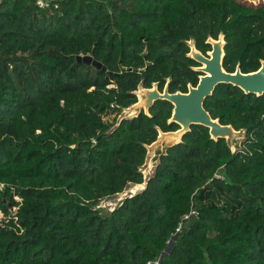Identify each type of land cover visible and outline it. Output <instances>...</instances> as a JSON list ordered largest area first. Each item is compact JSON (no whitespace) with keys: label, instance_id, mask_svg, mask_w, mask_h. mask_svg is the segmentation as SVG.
Listing matches in <instances>:
<instances>
[{"label":"trees","instance_id":"trees-1","mask_svg":"<svg viewBox=\"0 0 264 264\" xmlns=\"http://www.w3.org/2000/svg\"><path fill=\"white\" fill-rule=\"evenodd\" d=\"M221 34L224 69L258 71L264 0H0V264H264V95L218 86L204 107L246 131L240 150L193 126L145 191L99 208L144 184L157 128L180 129L167 101L117 127L134 92H187V43Z\"/></svg>","mask_w":264,"mask_h":264},{"label":"water","instance_id":"water-1","mask_svg":"<svg viewBox=\"0 0 264 264\" xmlns=\"http://www.w3.org/2000/svg\"><path fill=\"white\" fill-rule=\"evenodd\" d=\"M208 44H211L213 51L209 54V58L203 56L195 47V42L192 40L187 43L191 49L188 57H191L197 63L204 65V68H195L196 72L203 75L197 87L189 86L188 93H170L169 85L171 79L168 80L167 86L163 93L158 90V85L154 84L152 89H145L142 84L139 85L135 95L138 102L133 106L126 108L118 118L117 127L125 121H131L138 118L143 112L145 115H150V110L158 101H167L174 107L172 117L169 120V125L177 124L180 129L174 132H163L158 130L157 140L151 145H146L147 156L145 164L141 168L144 175V188L139 190L142 193L148 187L150 180L156 175L157 170L162 162L163 157L168 155V152L183 143L184 137L191 132L193 126H202L209 130L212 140L218 141L224 139L227 142L232 154H236L240 150L241 143L246 139V131H236L230 125H222L219 120H214L210 113L205 109V101L211 97L216 88L222 84L232 85L239 88L246 95H256L262 97L264 95V61H261V68L252 73H242L240 64L234 73H229L224 69L223 61L225 58L226 41L223 34L219 40L215 41L209 38ZM78 62H84L88 65H93L96 68H102V64L94 61L92 55L79 56ZM106 71V68H103ZM136 193V194H138ZM135 194V195H136ZM171 242L170 247L163 254V258L168 256L176 240Z\"/></svg>","mask_w":264,"mask_h":264},{"label":"rangeland","instance_id":"rangeland-1","mask_svg":"<svg viewBox=\"0 0 264 264\" xmlns=\"http://www.w3.org/2000/svg\"><path fill=\"white\" fill-rule=\"evenodd\" d=\"M245 141V139H244ZM243 141V142H244ZM241 143V146L243 144ZM240 146V148H241ZM139 189H136L134 185L129 186L124 193L119 194L111 199H106L100 202L99 208L102 210V215H105L111 211H113L118 205H120L126 198L133 196L134 194L138 193ZM16 200H19L16 198ZM12 211L15 212L16 208H12ZM5 216L0 212V220H5Z\"/></svg>","mask_w":264,"mask_h":264},{"label":"flooded vegetation","instance_id":"flooded-vegetation-1","mask_svg":"<svg viewBox=\"0 0 264 264\" xmlns=\"http://www.w3.org/2000/svg\"><path fill=\"white\" fill-rule=\"evenodd\" d=\"M213 39V38H212ZM209 40V39H208ZM208 40H207V42H206V45H208L210 48H209V50H207L206 52H204V51H202V50H200V49H198V47H197V45H196V42H195V47H196V49L199 51V52H201L202 54H203V56H205V57H208L209 58V54L213 51V47H212V45L211 44H208ZM213 40H215V39H213ZM219 39H217V40H215V41H218ZM226 48V47H225ZM225 51V50H224ZM191 53V49H190V52L187 54V57L189 56V54ZM225 56H226V53H225ZM188 58H190V59H192L191 57H188ZM225 59V58H224ZM193 60V59H192ZM194 61V60H193ZM194 62H196V61H194ZM197 63V62H196ZM197 65L198 66H193V67H191L192 68V70L195 72V73H197L198 75H197V79H198V83L195 85V86H193L192 84H188V90H187V92H181V93H188L189 92V86L190 85H192V87H197L198 86V84H199V81H200V77L203 75L202 73H200V72H196L194 69L195 68H204L205 66L204 65H201V64H199V63H197ZM223 66H224V61H223ZM169 80V79H168ZM168 80L165 82V84L163 85V87H162V89H160V83H155V84H157L158 85V90L160 91V93H163L164 92V90H165V88H166V86H167V83H168ZM171 82H172V80H171ZM171 84V83H170ZM154 86V85H153ZM153 86L151 87V88H145V89H152L153 88ZM114 86H111L110 88H113ZM138 91V90H137ZM136 91V92H137ZM169 92H170V85H169ZM178 92H180V91H178ZM134 95H135V92H134ZM136 96V95H135ZM137 97V96H136ZM137 101H138V98H137ZM205 105V104H204ZM133 106V105H132ZM174 108V107H173ZM153 109V108H152ZM151 109V110H152ZM151 110H150V112H151ZM174 110V109H173ZM149 112V113H150ZM142 114H145L144 112L142 113ZM150 116V115H149ZM220 122V121H219Z\"/></svg>","mask_w":264,"mask_h":264},{"label":"built area","instance_id":"built-area-1","mask_svg":"<svg viewBox=\"0 0 264 264\" xmlns=\"http://www.w3.org/2000/svg\"><path fill=\"white\" fill-rule=\"evenodd\" d=\"M35 1H36V3H37L38 6L45 7L47 5V3L49 1H52V0H35ZM217 177H219V176H217ZM148 264H160V261L150 262Z\"/></svg>","mask_w":264,"mask_h":264},{"label":"bare ground","instance_id":"bare-ground-1","mask_svg":"<svg viewBox=\"0 0 264 264\" xmlns=\"http://www.w3.org/2000/svg\"><path fill=\"white\" fill-rule=\"evenodd\" d=\"M136 189H139V190H141L142 188H144V184L143 185H135L134 186ZM135 195V194H134Z\"/></svg>","mask_w":264,"mask_h":264}]
</instances>
